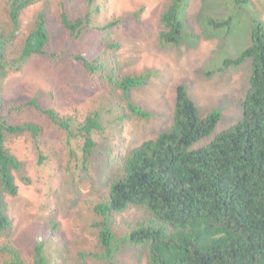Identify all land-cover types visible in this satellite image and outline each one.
Instances as JSON below:
<instances>
[{"label":"trees","instance_id":"obj_1","mask_svg":"<svg viewBox=\"0 0 264 264\" xmlns=\"http://www.w3.org/2000/svg\"><path fill=\"white\" fill-rule=\"evenodd\" d=\"M40 1L32 24L18 45L21 16L25 9ZM235 12L223 18L205 17L204 24L229 34L234 15L250 0H231ZM185 0H169L159 15L162 45L178 46L187 38L182 9ZM98 0H59L52 9L49 0H3L0 18V264H57L63 242L57 223L50 221L49 235L37 230L26 261L14 244L13 222L8 199L18 192L16 177L24 182V163L13 153L9 142L26 134L37 151L42 143V126L19 115L34 111L60 129L69 147V156L83 165L95 154L106 130L125 119H147V110L132 98V91L153 74L124 72L114 50L118 44L106 37L123 24L122 17L98 24ZM137 16V12L133 13ZM64 41L53 49L51 39L57 30ZM114 49V50H113ZM113 50V51H112ZM32 56L51 63L67 61L86 72L94 84L105 83L109 92L80 115L61 114L46 106L38 96L20 101L5 100L3 83L9 70L16 71ZM249 61L248 86L241 102L242 118L215 133L204 144L192 147L214 131L220 113L211 109L204 114L188 92L185 82L174 87L171 123L153 138L132 148L107 193L92 207L90 226L97 245L80 251L76 258L59 264H114L113 257L124 242L144 246L147 264H264V29L252 18L248 44L238 56H225L223 71ZM39 160L43 155L39 152ZM130 207L147 212L133 224L127 223L118 235L117 213ZM54 237V238H53ZM90 260V261H88Z\"/></svg>","mask_w":264,"mask_h":264},{"label":"rangeland","instance_id":"obj_2","mask_svg":"<svg viewBox=\"0 0 264 264\" xmlns=\"http://www.w3.org/2000/svg\"><path fill=\"white\" fill-rule=\"evenodd\" d=\"M49 1L54 9L59 0ZM168 1L98 0L99 13L93 17L98 24L117 16L123 18V24L114 26L106 37L118 44L113 50L124 72L140 73L147 69L153 72L145 84L132 91L133 100L153 111V116L145 120L129 118L110 126L105 138L98 140L99 146L89 163L83 165L79 153L75 160L69 156V147L76 150V143L67 145L63 132L47 118L29 110L19 115L22 121L31 120L42 126L40 151L26 134L9 142L14 155L23 161L27 177L25 182L16 177L18 192L8 199L13 242L27 262L31 259L35 232L42 230V234L49 235L50 221L57 223L58 237H53L54 243L58 244L59 240L67 247L56 260L57 264L62 259L76 258L80 251L95 249L96 234L90 226L91 207L107 193L110 180L116 176L129 151L170 125L174 87L178 82L187 84L201 114L211 109L220 113L214 131L192 147L206 143L215 133L242 118L241 102L248 86L249 61L209 75L205 71L220 67L225 56L240 54L248 44L252 18L259 19L264 29V0L241 4L229 34L207 26L204 20L208 15L223 18L234 13L231 0H185L182 14L187 38L178 46L162 45L158 40L159 15ZM2 2L0 0V18L3 19ZM40 4V1L35 2L22 14L16 45L30 28ZM55 31L51 45L53 49H60L64 38L59 28ZM107 92L109 88L105 83L94 84L86 72L67 61L55 64L32 56L21 69L8 71L2 95L11 101L38 96L46 106H52L61 114L81 116ZM39 152L43 155L42 161ZM144 216L147 212L139 207L117 213L118 235L125 231L128 222L133 224ZM113 262L147 264L146 247L124 242ZM89 264L101 263L90 261Z\"/></svg>","mask_w":264,"mask_h":264}]
</instances>
